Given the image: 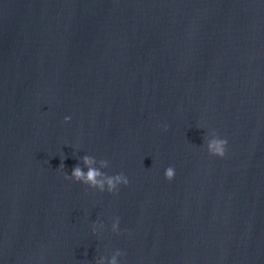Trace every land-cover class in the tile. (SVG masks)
I'll return each mask as SVG.
<instances>
[{
    "label": "water",
    "instance_id": "obj_1",
    "mask_svg": "<svg viewBox=\"0 0 264 264\" xmlns=\"http://www.w3.org/2000/svg\"><path fill=\"white\" fill-rule=\"evenodd\" d=\"M84 155L129 185L65 179ZM117 250L264 264V0H0V264Z\"/></svg>",
    "mask_w": 264,
    "mask_h": 264
},
{
    "label": "clouds",
    "instance_id": "obj_2",
    "mask_svg": "<svg viewBox=\"0 0 264 264\" xmlns=\"http://www.w3.org/2000/svg\"><path fill=\"white\" fill-rule=\"evenodd\" d=\"M70 119L71 117H65V122H69ZM165 129H167V126H165ZM227 146L228 140L220 138L218 133H216L212 139L207 141V149L212 156L224 158L227 154ZM82 161L84 167L87 168V171H84V168H82L80 164H77L73 168L70 175L68 173L65 174V179L75 180L76 182H81L92 189H97L100 192H108L111 194L118 193L121 185L128 186L130 183L128 177L123 172L110 176L101 171V169H106L110 166L109 161L107 160L101 159L97 161V159L93 156L84 155L82 157ZM97 162L100 164L99 168L95 167ZM60 168H65V165L61 163ZM175 175L176 173L173 167L170 166L165 170V177L167 180L172 181L175 178ZM119 224L120 218L117 217L112 224V230L114 232H119ZM103 228V223L96 222L93 224L94 233H99V231ZM122 255H125V253L117 250L115 255H113L108 261V264H119L118 257H121ZM105 259L107 258L99 259L96 264H103Z\"/></svg>",
    "mask_w": 264,
    "mask_h": 264
}]
</instances>
